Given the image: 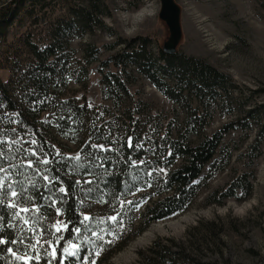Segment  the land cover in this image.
I'll return each mask as SVG.
<instances>
[{
  "label": "trees",
  "instance_id": "16d2710c",
  "mask_svg": "<svg viewBox=\"0 0 264 264\" xmlns=\"http://www.w3.org/2000/svg\"><path fill=\"white\" fill-rule=\"evenodd\" d=\"M106 10L107 0L0 3V70L8 71L0 78V264H109L151 223L187 211L227 168L230 132L254 130L246 154L262 152L264 102L235 101L237 116L207 131L235 89L205 60L180 47L153 52L147 35L75 47L97 30L112 35ZM16 22L23 29L9 37ZM93 71L110 104L88 100ZM134 71L172 103L166 120L129 87ZM253 178L233 171L204 203L249 198ZM138 256L140 264H199L161 240Z\"/></svg>",
  "mask_w": 264,
  "mask_h": 264
},
{
  "label": "rangeland",
  "instance_id": "374dc122",
  "mask_svg": "<svg viewBox=\"0 0 264 264\" xmlns=\"http://www.w3.org/2000/svg\"><path fill=\"white\" fill-rule=\"evenodd\" d=\"M176 2L181 8L183 34L178 48L226 73L235 89L230 97L232 105L223 104L222 110L213 114L209 132L237 116L235 101L236 105L244 100L264 102V0ZM159 10L160 0H107L102 19L111 28L112 35L97 30L85 38L74 39L72 44L79 47L87 42L110 43L116 37L147 35L154 39L151 48L156 52L157 45H161L168 35L165 23L159 18ZM22 29L23 23L16 22L8 29L9 37H14ZM109 53L111 51L104 55ZM132 75L129 87L137 90L152 106V113L159 114L163 121L170 117L172 103L148 80L135 71ZM7 76V70H0L2 80ZM86 87L90 102L110 104V100L102 97L100 75L96 71L91 73ZM70 88L79 89L80 86L71 82ZM253 138L254 130L230 132L224 140L232 151L227 168L216 173L187 211L151 223L141 235L117 252L109 264H140L138 251L145 250L155 240L168 244L174 251L185 247L199 264H264V146L258 158L256 153L251 155L252 159L248 157L246 151ZM240 169L254 174L251 196L242 201L228 199L222 205H206L205 194L224 186L233 171ZM184 218L188 219L187 223L181 227L173 226ZM194 227H199L200 232L193 230ZM155 229L158 231L153 238L134 250L137 241Z\"/></svg>",
  "mask_w": 264,
  "mask_h": 264
},
{
  "label": "water",
  "instance_id": "95a60500",
  "mask_svg": "<svg viewBox=\"0 0 264 264\" xmlns=\"http://www.w3.org/2000/svg\"><path fill=\"white\" fill-rule=\"evenodd\" d=\"M181 8L176 0H160L159 18L168 30V35L161 43V49L166 54H174L182 39Z\"/></svg>",
  "mask_w": 264,
  "mask_h": 264
},
{
  "label": "bare ground",
  "instance_id": "6f19581e",
  "mask_svg": "<svg viewBox=\"0 0 264 264\" xmlns=\"http://www.w3.org/2000/svg\"><path fill=\"white\" fill-rule=\"evenodd\" d=\"M144 14H145V13H141L140 15H144ZM187 222H188V219L184 218V219L180 220L179 222H176L173 226H174V227H181V226L183 225V223H187ZM157 231H158V230L155 229V230H153L152 232H150V233L144 235V237H143L141 240L137 241V243L134 245V247H133L134 250H135L136 248H138L139 246L143 245L145 242L150 241V240L153 238V236L155 235V233H156ZM126 260H128V259H126Z\"/></svg>",
  "mask_w": 264,
  "mask_h": 264
},
{
  "label": "snow or ice",
  "instance_id": "6c2138e0",
  "mask_svg": "<svg viewBox=\"0 0 264 264\" xmlns=\"http://www.w3.org/2000/svg\"><path fill=\"white\" fill-rule=\"evenodd\" d=\"M33 143H35V141H33ZM101 147H102V146H101ZM44 163H48V161H44ZM30 166H31V165H30ZM45 179H47V177H45ZM61 191H63V189H61ZM12 195H13V196H16L17 193H16L15 191H13V192H12ZM129 203H131V202H129ZM24 211H27V209H24ZM89 219H90V218H89L88 216H85V217H84V220H85V221H87V220H89ZM110 219H111L112 221H116V220H117V217L113 216V217H110ZM64 227H67V226L65 225ZM57 231H60V227H59V225H57ZM76 231L79 232V229H76ZM0 243H4V242H3V241H0ZM72 247L75 248L76 246L73 245ZM65 251H68V250L65 249ZM69 255L72 256V255H75V253H74V252H69ZM97 255H99V253H97ZM17 259H21V257H17Z\"/></svg>",
  "mask_w": 264,
  "mask_h": 264
}]
</instances>
